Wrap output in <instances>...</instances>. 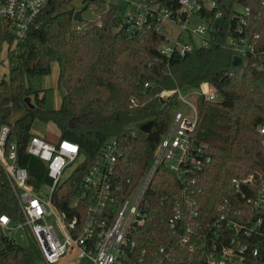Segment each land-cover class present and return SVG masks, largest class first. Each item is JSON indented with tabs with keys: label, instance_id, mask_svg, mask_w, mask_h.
<instances>
[{
	"label": "trees",
	"instance_id": "trees-1",
	"mask_svg": "<svg viewBox=\"0 0 264 264\" xmlns=\"http://www.w3.org/2000/svg\"><path fill=\"white\" fill-rule=\"evenodd\" d=\"M73 2L50 0L26 38L8 50L9 74L0 80V126L11 125L9 141L17 143L18 163L27 168L28 182L38 191L53 182L45 161L27 151L28 141L35 133L34 122H53L61 138L79 142L83 156V161L57 189L53 201L66 221L77 215L82 223L88 205L82 197V180L104 143L112 138L119 141L121 155L116 175L130 187L135 186L148 170L172 120L176 94L165 98L162 93L208 81L219 91L220 99L197 100L199 121L194 137L207 145L212 157L198 175L203 188L202 209L208 212L228 198L230 203L248 210L249 215L240 220L264 217L249 201L264 186V134L259 130L264 124V68L258 67L257 59L251 57L234 67L233 53L225 45L223 31L208 47L195 48L185 55H164L163 33L130 29L126 12L105 0H85L84 9L94 3L99 17L78 30ZM253 10L263 12L262 19L252 28L260 33L259 46L264 47V7ZM5 39L13 42L12 37L2 35L0 55ZM54 61L59 66L58 84L66 93L61 107L51 109L45 105L46 90H33L27 80L50 74ZM148 121H153L148 133L135 128ZM249 176L255 181V195L249 185H243L242 189L249 192L243 197L241 191L232 187V181H246ZM179 181L176 173L163 166L151 179L143 206L146 223L135 232L140 252L143 248L152 252L163 244L181 249L178 234L174 235L168 224L179 187L171 190V186ZM2 214L13 221L23 219L19 200L0 163ZM25 233L27 243L23 245L0 226V264H38L43 259L29 228H25ZM257 242L261 253L252 256L250 263L264 264V238ZM182 251V260L176 264H185L188 258L187 249ZM195 264L206 263L201 257Z\"/></svg>",
	"mask_w": 264,
	"mask_h": 264
},
{
	"label": "built area",
	"instance_id": "built-area-1",
	"mask_svg": "<svg viewBox=\"0 0 264 264\" xmlns=\"http://www.w3.org/2000/svg\"><path fill=\"white\" fill-rule=\"evenodd\" d=\"M125 1L135 6L133 12H126L129 28L139 32L154 29L163 33L161 52L164 55L174 52L185 55L195 48L208 47L223 31L226 47L233 55L241 56L242 65L252 57L257 59L259 68H264L260 33L252 28L263 16L261 10L255 12L253 9L264 7V0ZM49 2L0 0V38L2 35L13 38L12 43L4 40L3 50L5 47L15 49L17 42L26 38ZM193 17L205 19L207 23L192 27ZM169 22L181 28L172 45L168 44L169 38L163 31ZM86 26L75 20L76 29ZM195 36L199 37V43ZM201 85V89L193 94V101L181 94L180 88L169 91L176 94V105L183 103L186 108L172 112L169 128L159 141L148 170L135 186L130 187L116 175V163L121 155L119 141L112 138L104 143L82 180V197L87 199L88 205L85 219L80 224L77 215L70 222L66 221L65 214L53 201L57 189L83 161L79 142L67 138L52 142L40 133L31 136L27 151L45 161L53 181L38 191L28 182L27 168L18 163L17 143L9 141L11 125L2 124L0 163L19 200L23 216L14 225L10 216L2 214L0 226L4 232L29 228L47 264H60L64 259L74 257L82 264H176L182 260V249L189 252L185 264H195L201 257L206 264H251L252 256L261 253L257 240L264 238V217L240 220L243 215H249L248 210L230 203L228 198L208 212L203 211L200 203L203 188L198 175L212 157L207 145L197 142L194 137L199 121L197 100L220 99L219 91L210 82L204 81ZM132 102L136 103V99ZM259 130L264 134V124ZM72 165L75 166L73 171L65 175ZM159 166L173 171L180 179L179 184L170 185L171 190L179 187L174 194L168 224L171 232L178 234L181 249L174 244H163L152 252L146 248L140 252L135 232L146 223L144 198ZM252 180V176L246 181L234 178L232 187L246 197L249 192L242 186L249 185V191L255 195L252 187L255 181ZM45 189H48V197L42 196ZM249 201L258 207V212L264 209V186Z\"/></svg>",
	"mask_w": 264,
	"mask_h": 264
},
{
	"label": "rangeland",
	"instance_id": "rangeland-1",
	"mask_svg": "<svg viewBox=\"0 0 264 264\" xmlns=\"http://www.w3.org/2000/svg\"><path fill=\"white\" fill-rule=\"evenodd\" d=\"M107 3L116 4L119 6L120 10L123 12H133L135 9V6L131 3H128L125 0H105ZM73 5L76 8V11H82L81 16L82 20H78V23L82 24L83 26H86V24L89 21L95 20L99 17V10L97 9V5L90 4L87 8L84 9L85 0H74ZM194 23L191 24L192 27H196L199 24H206V20L202 18L193 17ZM164 33L166 37L169 38L168 44H173L174 40L177 38L179 33L181 32V28L178 24H175L173 22L167 23V26L164 28ZM196 41L199 43V37L195 36ZM15 45V44H14ZM8 48L5 47L3 52L1 53V61H0V80L4 76H8L9 70H10V64L8 60ZM58 74H59V66L56 61L52 64V70L51 73L48 75H37L34 77H31L27 80V83L31 86L33 90H46V102L45 105L47 108H60L62 105L63 96L66 93V90L64 87L59 86L58 84ZM202 87L201 83L198 85H192L190 87L183 88L181 90V94L186 96L190 101H193V94L200 90ZM264 87V85H263ZM34 95L31 96V99L33 100ZM177 100V96H176ZM185 104L179 103V105L173 106L171 108L172 111H176L177 109L185 110ZM18 116H20V113L18 115H14L12 117V121H14ZM137 130H140V125H136L135 127ZM33 132L40 133L42 135H45L46 138L49 141L57 142L61 138L60 132L56 124L53 122H43L41 120H36L32 127ZM78 163V162H76ZM74 165L69 167L65 173V175H69L73 169ZM43 197H48V189H45L42 193ZM20 221H14V225L18 224ZM8 235L12 238H15L17 242L21 244L27 243V236L23 229H12L8 232ZM38 264H47L44 259L39 260ZM60 264H82L79 262V259L77 257L74 258H67L64 259Z\"/></svg>",
	"mask_w": 264,
	"mask_h": 264
},
{
	"label": "water",
	"instance_id": "water-1",
	"mask_svg": "<svg viewBox=\"0 0 264 264\" xmlns=\"http://www.w3.org/2000/svg\"><path fill=\"white\" fill-rule=\"evenodd\" d=\"M81 12L82 11H76L75 15H74V19L75 20H82V16H81ZM232 64L234 67H238V66H241L242 65V58L240 55H233L232 57ZM170 96V92H166L164 94V97H168ZM152 125H153V121H148L146 123H143L141 126H140V129L145 132V133H148L150 131V129L152 128ZM260 213H264V209H261L259 211Z\"/></svg>",
	"mask_w": 264,
	"mask_h": 264
}]
</instances>
